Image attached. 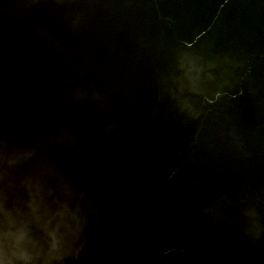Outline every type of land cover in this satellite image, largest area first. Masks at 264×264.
Instances as JSON below:
<instances>
[{"label":"water","instance_id":"1","mask_svg":"<svg viewBox=\"0 0 264 264\" xmlns=\"http://www.w3.org/2000/svg\"><path fill=\"white\" fill-rule=\"evenodd\" d=\"M0 244L264 264V0H0Z\"/></svg>","mask_w":264,"mask_h":264}]
</instances>
